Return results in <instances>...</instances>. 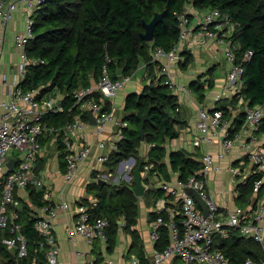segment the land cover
I'll use <instances>...</instances> for the list:
<instances>
[{
  "label": "trees",
  "instance_id": "obj_1",
  "mask_svg": "<svg viewBox=\"0 0 264 264\" xmlns=\"http://www.w3.org/2000/svg\"><path fill=\"white\" fill-rule=\"evenodd\" d=\"M190 7L202 10L218 8L227 14L235 27L230 35L231 42L238 45L236 55L240 57L251 49L252 54L244 63L242 74V93L248 104L264 105V0H44L33 13L34 35L26 46L27 55L33 60L26 67V74L19 85L25 89L41 86L39 95H52L57 88L65 93L64 108L61 111L47 112L43 119L50 124L63 125L71 120L80 109L73 104V93L79 89L96 83L105 57L110 61L109 73L112 79L135 73L144 68L142 80H146L142 88L126 93L122 114L116 115L128 121L124 128V136L117 142V150H112L103 164L115 173L122 158L134 155L144 164H151L149 174L159 171L165 179L170 178L165 157L171 169L178 172L180 179L192 174L200 176L198 171L202 163L198 153L185 148L171 149L167 152V139L179 135V125L184 122L180 117V103L176 93L163 82L164 75L158 73V60L153 59L157 47L165 51L172 48L178 41V14L188 11ZM156 11H164L162 20L154 28L152 40H145L142 32L144 21H149ZM199 15V14H198ZM202 15V14H201ZM198 24L194 28L197 31ZM184 53V51H183ZM189 56L185 57L186 65ZM123 68L122 73H117ZM71 76L69 84L67 78ZM128 82V81H127ZM126 82V83H127ZM123 85V87L126 85ZM191 86L195 88L194 83ZM122 87V88H123ZM203 85L197 84L196 90ZM121 89V88H120ZM198 97L202 95L198 91ZM42 95V97H43ZM93 97L97 96L95 92ZM96 98V97H94ZM237 100V94L233 96ZM232 99V100H233ZM111 99H106V108L112 110ZM150 108V119L145 121L143 137L140 136V119L136 112H145ZM222 117L227 115L225 106H219ZM87 117L83 112L82 118ZM244 111L236 117V129L243 123ZM264 133V116L258 128ZM60 136V134H59ZM150 144L147 158L140 153L141 143ZM168 154V155H167ZM40 168V167H39ZM261 173H253L236 185V202L245 205L251 200L253 183ZM97 177V175H96ZM133 180L106 179L99 183L98 178L87 184L95 203H89V211L93 218L106 216L109 220L107 228V248L112 251L116 245L118 229L123 228L131 234L132 241L129 252L135 253L141 264H149L144 255L140 233L135 227L139 214L138 195L133 190ZM2 185L0 184V190ZM152 197L163 195L161 189H149ZM43 191L31 190L30 195L42 204ZM264 195V183L258 196ZM1 197V196H0ZM80 202V201H79ZM21 232L28 240V253L19 256L17 249L7 248L0 243V255L3 264H35L34 249L41 239L34 226L36 217L31 215L30 208L23 202L18 207ZM156 217L150 213V220ZM123 219L122 223L118 222ZM168 243V230L160 228V237L156 247L162 248ZM229 257L230 264H239L247 256L262 255L260 245L252 238L232 232L227 237L218 239L217 243ZM43 256H37L42 260ZM100 259V258H98ZM95 262L94 264H97Z\"/></svg>",
  "mask_w": 264,
  "mask_h": 264
},
{
  "label": "built area",
  "instance_id": "obj_2",
  "mask_svg": "<svg viewBox=\"0 0 264 264\" xmlns=\"http://www.w3.org/2000/svg\"><path fill=\"white\" fill-rule=\"evenodd\" d=\"M24 5L25 20L24 27L15 34V44L19 49L20 60L16 64L14 80L9 83L10 98L2 102L3 113L0 114V243L7 248L17 249L19 256L28 253V240L21 232L22 224L19 220L18 207L20 201L16 197L18 188L34 186L37 189H44V183L37 160L43 148V140L50 135L60 134V141L64 146L63 158L65 162L64 176L67 180L73 178L77 173L79 164L91 155L90 142H81L76 145L72 133L75 130L83 129L90 123L89 118H82L83 112L89 109L96 118V131L105 129L107 122L115 126V133L109 139H98L97 145L101 149L96 154V160L105 162L112 150H117V142L124 136V128L128 121L121 118L112 110H108L106 99H113L120 88L132 78V74L124 75L121 78L112 79L109 73L106 55L102 64L100 75L96 83L85 86L73 93V104L80 109L71 120L63 125L50 124L43 119L47 112L61 111L64 108V97L52 95L43 98L39 95L40 87L23 89L19 83L26 74V67L33 60L27 55L26 46L34 35L33 13L44 0H19ZM17 0H0V24L5 26L12 18L13 11L17 8ZM198 24L197 34L202 37L215 38L218 42L225 43L224 55L230 63L227 73L229 84L237 94V101L242 104L244 111V123L246 138L241 143L248 147L247 143H253L254 133L258 131L262 117L264 116V105L260 103L248 104L242 93V74L244 63L248 61L253 53L251 49L246 50L242 56L237 57L236 48L238 45L231 42L229 38L235 27L227 14H223L218 8L205 10L202 15L194 18L189 16L188 11L178 14L179 37L177 43L169 50L157 47L153 59L165 57L164 63L158 64V73L164 75L163 82L168 84L170 89L176 93L177 90L190 92L187 85H180L171 73V63L179 58L180 48L188 33L189 25L193 22ZM4 39L0 36V53L3 51ZM95 92L97 96L93 97ZM222 110L218 108L198 109V117L192 128L191 143L200 146L203 142H211L208 133L212 129L220 128L222 125ZM235 137L226 133L221 136V150L215 154L212 151H205L199 158L202 166L198 171L200 176L192 174L186 179L175 181L164 180L160 187L167 193L160 196L156 204V217L150 221V237L156 242L160 237V228L168 230V243L162 248H154L152 264H163L165 260L177 258L178 264H230L229 257L217 244L218 239L227 237L232 232H238L242 236L252 238L262 249V255L258 257L247 256L239 264H264V198L258 196L259 190L264 183V148H253L247 154V163L250 165L248 175L261 173L254 180L251 194L252 203L248 207L235 206L223 211L219 206L214 194L206 184V176L212 169H220L216 160H223L231 151ZM15 149L18 154L17 163L13 168L7 166L8 153ZM137 162L134 155L122 158L117 166L118 174L113 172L100 171L97 178L112 180L131 181L132 169ZM151 164H144L141 169L148 172ZM232 172H239L236 166L230 167ZM243 177L242 181L245 180ZM194 188L207 207L204 213L202 206L196 198L187 191V188ZM96 199L89 202L95 203ZM89 203L77 202L74 206L68 201L55 202L50 198V191L44 189L42 204L39 205V214L36 216L34 226L40 234L38 246L34 249L35 264H58L60 245L53 233L52 218L55 217L58 208H70L76 215L75 229L85 236L89 242L98 239L107 241V228L109 220L106 216L93 218L89 211ZM37 256H43L42 260ZM0 264H3L0 255ZM131 264H141L136 256H132Z\"/></svg>",
  "mask_w": 264,
  "mask_h": 264
},
{
  "label": "crops",
  "instance_id": "obj_3",
  "mask_svg": "<svg viewBox=\"0 0 264 264\" xmlns=\"http://www.w3.org/2000/svg\"><path fill=\"white\" fill-rule=\"evenodd\" d=\"M17 1L18 6L13 11L12 18L5 26L0 24V36L2 35L4 39L3 51L0 53V114L4 111L2 102L10 98L9 83L14 80L16 74L15 66L20 60L19 49L15 44L14 37L15 34L24 27L25 12L23 3L19 0ZM190 11L192 16L201 15L203 13L202 10L194 7ZM192 21L193 22L189 25L184 43L180 48L179 58L171 63V73L177 83H181L180 85H187L190 88V92L184 90H177L176 92L180 103V117L184 122L179 125V135L167 139L165 147L167 152L171 149L185 148L188 151L197 152L198 158H200L201 154L205 151H212V153L215 154L217 151L221 150V136H223V134L228 133L234 136L235 141L231 151L223 160H216L220 165V169L212 168L208 172L206 184L214 194L216 201L223 211L235 206L248 207L252 203V198L245 205L236 202V185L238 182L242 181L243 177L246 176L250 170V165L247 163V154L249 150L253 148H264V133L259 131L255 132V140L252 144L247 143L248 147L241 143L242 139L246 138L247 140L245 134L247 128L245 127L243 117V123L236 129L235 120L236 117L241 114L243 106L237 100L234 101L233 96L235 90H233V87L229 84L227 79L230 63L226 60L224 55V49L226 48L225 43L218 42L215 38L199 36L194 28V19H192ZM219 53L223 55L227 64L225 68L216 75V68L220 64V61L217 59V54ZM186 56H189V60L185 65L184 60ZM157 60L159 61L158 63H164L166 58L161 56L157 58ZM140 70H142L140 77L134 80L131 78L127 82L129 83L131 81V84H128L127 87L123 88L121 91L119 90V96L125 99V95L128 91L133 89L139 91L142 88L139 82L142 80L141 76H144V68ZM191 83H194L195 88L197 84H202V90H196L191 86ZM198 91L202 92L200 97H198ZM52 95L62 98L65 96V93L61 90H57V92H54ZM49 96H46L45 93L43 98ZM113 99L111 103H113L114 112L117 114L118 111L116 112V110L118 109ZM219 101L221 103H218ZM219 106H225L228 112L226 117L222 120L221 127L212 129L208 133L211 142H203L200 146H194L191 143L193 137L192 128L198 117V109L200 107L218 108ZM114 133L115 126L112 122H107L105 129L99 132V134L93 123H88L83 129L75 130L72 133L77 146L82 144L81 142H90L92 146L91 155L80 162L77 173L69 180L64 176V146L60 141V137L58 135H50L43 140V148L37 160V167H40L39 174L42 177L44 189L50 191V198L53 201L58 202L65 200L74 206L75 203L83 200L85 201V199H96L93 197V194L87 190V184L96 178L98 172L108 171L103 162L96 160V154L101 151L96 142L100 138L109 139L114 136ZM183 134L187 136L185 137ZM149 147L150 144L147 142L141 143L139 147L140 153L144 159L147 158ZM8 156L9 159L14 158L15 163H17L18 154L15 149L10 150ZM165 161L170 173V178L165 179L162 174H159V171L152 174L143 172L142 181L145 185V191L142 195L138 196L139 214L135 227L140 233L144 255L149 259V264H152V254L156 247V242L151 239L149 233L151 221L150 213L156 212L157 199L160 196L152 197L153 195L151 192L146 193V191L149 189H161L163 191V195L161 196H166L167 193L160 187V183L164 180L175 181L179 178L178 172L171 169L167 157H165ZM231 166H236L239 172H232ZM221 171L230 173L232 177H238L239 181L232 183L233 186H231V183L224 186L225 180H218L216 178L217 173ZM113 174L114 176L118 174V168H116ZM1 175L2 173L0 172V177ZM44 189H37L34 186L17 189L16 197L20 201V204L22 202L26 204L30 208L31 215L34 217L39 214V203L37 202V198H33L30 195V192L31 190L44 191ZM260 197L264 198V195ZM122 221L123 219H120V223H122ZM52 224L53 233L60 245L58 264H94L98 260L99 262L97 264H103L104 262H106L105 264H131L132 256H136L135 253L129 252L132 237L122 225L118 229L116 245L112 251H109L107 248V241L103 242L96 239L93 242H89L85 236L75 229L76 215L71 207L58 208L55 217L52 218ZM163 264H178V259L170 258L165 260Z\"/></svg>",
  "mask_w": 264,
  "mask_h": 264
},
{
  "label": "water",
  "instance_id": "obj_4",
  "mask_svg": "<svg viewBox=\"0 0 264 264\" xmlns=\"http://www.w3.org/2000/svg\"><path fill=\"white\" fill-rule=\"evenodd\" d=\"M164 15V11H156L153 15V17L151 18V20L149 21H144V26H145V30L142 32V37L145 40H152L153 36H154V28L156 26L157 23H159ZM123 68H119L116 72L117 73H122ZM71 80V76H69L66 80V84H69ZM150 108H148L145 112H141V111H137L136 115L137 117L140 119V136L143 137V133H144V124L145 121L150 119ZM87 117L89 118V122L95 124L96 123V118L93 115L92 111L89 109L87 111ZM15 165V159L14 158H10L7 161V166L9 168H13V166ZM141 166H142V159H138L134 168L132 169V176H133V190L135 192L136 195H142L145 191V185L142 181V174H141ZM106 180L104 178H98V182L99 183H104ZM187 191L192 194L196 200L198 201V203L202 206L204 213H207V207L204 203V201L201 199V197L199 196L198 192L191 187L187 188ZM118 222H120V219L118 220ZM106 262H104L103 264H105Z\"/></svg>",
  "mask_w": 264,
  "mask_h": 264
},
{
  "label": "rangeland",
  "instance_id": "obj_5",
  "mask_svg": "<svg viewBox=\"0 0 264 264\" xmlns=\"http://www.w3.org/2000/svg\"><path fill=\"white\" fill-rule=\"evenodd\" d=\"M190 9H192V7H190ZM205 56V55H204ZM217 59H218V61H220V64L217 66V68H216V72H215V74L217 75V74H219L220 73V71L223 69V68H225V66H226V64H227V62L225 61V59H224V57H223V55L222 54H217ZM142 74V70H139L133 77H132V80H134V79H137V78H139L140 77V75ZM146 82V80H141V82H139L142 86H143V84ZM128 84H131V81L129 82V83H127L126 85H125V87H123V88H126L127 87V85ZM181 84V83H180ZM123 88H121L120 89V91L123 89ZM57 88H55V89H53V91L52 92H57ZM119 91V92H120ZM119 92L117 93V95L114 97V101H115V105H116V107H117V111H118V113L119 114H122V105H123V99H124V97L122 98L121 96H119ZM223 101V100H222ZM218 103H221L220 101L218 102ZM220 105V104H219ZM185 137L187 136L186 134H183ZM185 147H187V146H185ZM216 178L218 179V180H220V179H224L225 180V184H224V186H226L228 183H231V186H233V184L232 183H234V182H238L239 181V178L238 177H232V176H230V173H228V172H219V173H217V176H216ZM233 194V193H232ZM231 194V195H232ZM238 204V203H237Z\"/></svg>",
  "mask_w": 264,
  "mask_h": 264
},
{
  "label": "clouds",
  "instance_id": "obj_6",
  "mask_svg": "<svg viewBox=\"0 0 264 264\" xmlns=\"http://www.w3.org/2000/svg\"><path fill=\"white\" fill-rule=\"evenodd\" d=\"M132 180H133V178H132Z\"/></svg>",
  "mask_w": 264,
  "mask_h": 264
}]
</instances>
